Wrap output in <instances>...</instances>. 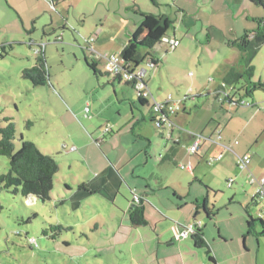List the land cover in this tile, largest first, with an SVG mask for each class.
I'll use <instances>...</instances> for the list:
<instances>
[{"label": "rangeland", "instance_id": "1", "mask_svg": "<svg viewBox=\"0 0 264 264\" xmlns=\"http://www.w3.org/2000/svg\"><path fill=\"white\" fill-rule=\"evenodd\" d=\"M39 3L47 10L40 12L37 19L25 18L30 35L5 31L0 40V46H4L0 56V126L13 123L15 150L20 147L22 136L44 154L53 155L59 168L53 179L52 197L47 201L33 200L0 186V264H151L149 257L138 258L139 247L130 249L132 238L115 245L111 237L122 221H128L122 212H127V200H132V194L136 193L128 187L139 191V186L133 187L132 183L144 182V178H134L133 170L135 176L139 173L150 176L156 171L185 193L190 187L201 204L198 210H193V223L200 222L203 228L209 224V235L216 233L217 251L219 224L226 236L225 242L221 240L228 244L222 251L228 256L244 250L239 232L243 229L246 233L251 215L255 227L249 236L255 242L259 239L262 248L251 247L242 260L235 259V255L227 264H262L264 235L260 234L263 226L258 221L261 214L260 205L257 206L262 201L258 199L249 213L243 203L245 199L251 202L256 188V184L249 182V173L257 178L264 176V45L250 62L253 72L249 76L246 55L229 42L246 31H255L256 20L264 17L263 7L248 0H54L57 9L51 10L44 0ZM163 15L170 24L160 42L151 49L138 45L140 54L148 52L158 60L157 64L147 65V57L134 67L146 70L143 78L153 98L149 95L147 104L141 105L137 90L130 84L122 83L116 89L119 98L127 92L136 101L135 105L130 104L131 98L123 101L127 119L132 116L131 109L139 107L148 120L130 122L119 131L108 120L117 116L122 101L119 103L112 86L108 88L106 83L92 91L96 76L106 82L110 74L105 73L104 64H98L99 71H104L96 76L86 65L82 50L88 47L85 34L102 27L118 31L117 38L109 43L111 49L99 51L117 54L128 35L151 28L154 25L151 21L156 22ZM171 38L178 40L173 48L167 42ZM29 40L35 43L29 45ZM36 46L44 49L46 60L47 80L41 85L23 76V71L36 63ZM84 53L87 54L86 50ZM232 68L242 76L232 84H225L224 77ZM102 94L105 96L97 99ZM168 95L175 100L187 96L181 104L188 114L180 110L178 118L184 121L185 117L188 128L197 126L204 130V137L213 141L221 133L223 142L234 150L231 154L234 161L227 160L226 155L221 161H209L213 149L209 154L205 146L212 144L204 141L197 154H190L183 145L181 149L185 148V152L181 150L175 162H161L159 154L167 155L174 144L167 140L166 129L160 131L150 123L149 114L154 100L161 103ZM228 98L234 102L241 99L249 105H239ZM79 105L83 107L80 112ZM107 123L110 129L103 132ZM141 136L150 138L152 144L148 146ZM140 151L142 154L135 157ZM219 151L220 148L213 154L223 153ZM246 151L250 152L251 163L248 169L241 170L236 156ZM146 158L148 162H144ZM189 162L195 175L180 167ZM8 168V157L0 154V175ZM109 169L114 175L110 172L111 183L106 189L115 185L114 178L119 175L123 186L119 191L122 198L118 196L117 201L121 199L120 205L125 201V208L108 199L106 193L105 197L100 193L91 196L74 193L83 183L100 181ZM157 176L146 179L154 185ZM230 178L234 179L232 186L227 185ZM60 224L75 229L58 228ZM31 238L36 245L29 242ZM118 239L124 237L120 235ZM98 245L112 247L96 250Z\"/></svg>", "mask_w": 264, "mask_h": 264}, {"label": "crops", "instance_id": "2", "mask_svg": "<svg viewBox=\"0 0 264 264\" xmlns=\"http://www.w3.org/2000/svg\"><path fill=\"white\" fill-rule=\"evenodd\" d=\"M44 1L46 2V5L47 3L50 5V0H44ZM54 9H57L55 3H54ZM46 10H47L46 6H41L39 3V0H30V1L29 0H0V40L2 41L5 31L12 32L13 34L19 33L20 35H25L27 33L30 35V32L28 31L25 25L26 24L25 18L37 19L38 17H40L39 13L40 12L42 14L46 13ZM151 22L153 24L156 23L155 21H151ZM150 29H151L150 27L143 28L136 33L132 32L133 34L131 33L130 35H128L127 41L122 46V48L119 49V52L117 53L119 55H122L125 63H129L131 57L140 54V52L138 51V43L144 39V37L148 34ZM85 35H87V38L94 37L93 43L95 42L97 48L100 49V50L98 49L96 50V47L92 43L96 51L105 52L111 49L109 43L111 41H114V39L117 38L118 31L113 32L110 30H106L104 29V27H102L99 29L97 28L96 30H94V32L90 31L88 34H85ZM29 41H30L29 45H33L35 43L34 40H29ZM2 45H4V43ZM37 47L38 46L34 48V53L37 51ZM82 50L84 54L83 56L84 61L90 60V56H91V59L93 58L92 60L96 64V69L98 71H99L100 64H104V69L106 68V61L104 59L95 58L94 55L86 48L82 47ZM84 50H86L87 54L84 53ZM43 54H44V49H43ZM100 59L102 60L98 61ZM95 74L96 73L94 72V75ZM109 76H107L106 82H103V80L100 77L96 76L97 80L96 82H94L93 87H92V91L94 92V91H97L99 87L103 85V83H106L108 88H110L109 85L112 86L114 90V95L117 97V99H119V103H121L120 101H122V104H120L119 109L116 110L117 116H114V115L110 116V119L108 121L114 127L115 126L118 127L119 131H121L126 125H129L130 122L133 123L135 121V124H136L139 122L142 123L143 121H147L148 119L142 112L141 110L142 108H139V107L138 108L135 107L134 109H131L132 116L127 119L128 110L125 106L126 103L123 101L130 100L132 95L126 92L125 95L122 96V98H119L116 89L120 85L123 86L122 83H125V82L120 81L118 79H114L112 75H109ZM114 84H117V85L115 86ZM97 85L98 87L96 88ZM103 95L105 96V94H102L96 97L97 99L100 97L102 99ZM137 100H138V95H137ZM131 103L132 105L133 104L135 105L136 101L131 98L130 104ZM141 105H144V104H141ZM86 107L84 108L86 109ZM182 107H183L182 113L184 115H187L188 110L186 109V106L183 105ZM77 108H78V112L83 110V107L81 105H79ZM135 109H137V111ZM132 110L136 112L137 117L135 116ZM138 112H139V116L137 114ZM178 115L179 114L177 113V115L173 119L175 123L178 125V127H173L170 130V136L167 137V140L172 141L174 145L173 147H171V149H169L170 153H168L167 155L159 154L160 161L164 163L168 160L175 162L176 155L178 154L179 156V154H181V152L185 148H186V151L188 152L187 146L190 144V141L192 140L194 135H197L198 133L199 135L200 134H202V136L204 135V130L198 129L197 126L195 128H188L185 123L186 118L182 116L184 117L183 118L184 121H181L178 118ZM149 119L151 121L149 122L153 124L152 112L149 114ZM141 137L144 141L146 140L148 142V146L152 144V141L150 138L148 139L147 137H144V136H141ZM223 138L221 135L220 142L217 143L215 140L213 141L210 138H206L203 136V140L200 143V147L204 141L209 142L212 145H210V147H207V145L205 146V149L208 150V153L212 149H213V153H215V151L219 150L220 148L221 151L219 152H223V153H219V154H222V157L219 159V161H221L225 155L227 156V160L233 158V161H234L235 158L233 157V155H231L233 154L234 150L228 146L230 144L227 145V143L223 142L224 141ZM183 145H186V146L184 149H181L183 148ZM254 150L257 153L256 156H259V153H258L259 151L256 148ZM255 152L253 153L255 154ZM144 153H145V157H147L148 155H147L146 148L144 149ZM245 153L250 154V152H247V151ZM140 154H142L141 151L135 153L134 156L139 157ZM212 154H210V156H213V155L216 156V154H213V155ZM189 156H192V155L189 154ZM147 159L148 158H146L144 162L146 161L148 162L149 160ZM117 160H120V159H117ZM137 165H139V163ZM179 165L180 164H178V166ZM110 172L112 175H114L112 170L109 169L107 175H104L105 176L104 178L102 177L101 179H99L100 181H96V180L93 181L92 179L88 181L87 183H83L77 187V191H75L74 193L75 194H87L88 193L90 196L96 193H100L103 197H105L104 193H106V195L109 197L108 199H111L113 202L118 203L120 205L121 199H119V202H118L117 198L118 196L122 198V196L119 193V191L122 190L120 187L123 186L122 180L119 175L118 176L116 175L114 178L116 180L115 185L111 188H108L107 190L106 186L111 183ZM188 172H191V174L195 175L194 168L192 169V171H188ZM135 173H136L135 170L131 172L134 178L135 177L140 178V179L144 178V182L142 184H140V182L139 183L138 182H135V183L125 182V183H128V184L132 183L133 187L135 185L139 186V191L132 189V187L130 188L128 187V189L130 192L131 190H134V192L138 193L144 198L142 207H143V213H144V218L146 222L139 226H133L131 224L130 219H129V214L131 211V200L130 201L127 200V203H128L127 212L126 213L122 212V213L123 215L124 214L127 215L128 221L127 222L122 221L119 224V228L115 230L114 234L111 236L112 239H114L113 243L115 245L119 242H126L127 240L132 238V242H131L132 245L130 246V249L139 247V250L137 251L138 258L141 259L142 257H145V256L149 257L150 258L149 261L151 264H227L229 260H231L232 257L236 255L235 254L234 256H228L227 253L225 252L223 253L222 250H224L228 246V244H225L222 242V240L224 242L226 241L225 238L223 239V237H226V236L223 234L219 224H218V229H217V234L219 236L218 237V247H219L218 251L215 245V242L217 240L216 233L214 232L212 235L211 234L209 235V230H208L209 224L208 223H206L204 228L201 227V230L204 234V240L207 246L197 247L191 235H189L188 237L182 238L180 240H175L171 227L175 225L177 226L178 229H181L183 226L193 223L192 221L193 210L194 209L195 211L198 210V208L201 205L198 202L199 201L198 196L196 194H191L190 187L187 193L181 191L177 186H175L173 182H170L169 180H165L164 178L162 179V175L160 173L157 174L156 171H152L150 176L140 175L139 172H138L139 175L135 176ZM155 175H158L157 176L158 178L155 179L156 183L152 185L151 183L147 181L148 179L146 178L155 177ZM65 188L68 190H71L70 186L68 185H65ZM32 199L34 200L36 198L32 197ZM256 203L258 202H254L252 199H251V202L248 199L244 200L243 205L247 213H249L248 211L251 208V206ZM122 204L123 205H120V206L125 208L126 202L124 201V203L122 202ZM189 205H191L192 207H189ZM259 205L261 208L259 207L258 211H260V214H261V212L263 211V206L262 204H258L257 206ZM249 218L250 219L247 221L246 233L243 229L240 230L239 232V234L242 235V241L244 245V250H240L235 257V259H238L239 261L244 258V252L250 251L251 247H257V250H260L262 248V245L259 239H257V241L255 242V238L249 236V234L252 231H254L253 228L255 227V224H254L255 219L251 215H249ZM262 226L263 228L260 234L264 235V224H262ZM68 227H71L72 230L75 229V227L73 226H68ZM120 235L123 236L124 239L119 241L118 237ZM106 239L109 241V238L106 237ZM110 247H112V245H106V246L98 245L95 249L105 250V249H109ZM199 248H207V249L203 252V251L198 250ZM220 251L222 252L220 253ZM262 258L263 260H261V263L264 264V254Z\"/></svg>", "mask_w": 264, "mask_h": 264}, {"label": "trees", "instance_id": "3", "mask_svg": "<svg viewBox=\"0 0 264 264\" xmlns=\"http://www.w3.org/2000/svg\"><path fill=\"white\" fill-rule=\"evenodd\" d=\"M248 1L257 6H261L264 9V0ZM256 22L257 28L255 31H246L238 39L229 42L230 46L238 48L246 55V63L248 67L246 73L249 76L253 72V67L250 65V62L260 46L264 45V17L257 19ZM169 24L170 20L167 16L163 15L158 17L156 23L151 27L148 34L138 43V45L143 49H151L154 47V45L160 42V39L165 35L164 33L167 31ZM3 48L4 46H0V56H2L1 49L3 50ZM36 52L38 55L36 63L33 67L25 69L23 71V76L29 78L33 84L41 85L47 80L46 60L42 47L38 46ZM147 57H149L147 61H149L152 66L157 64V60L146 52L131 57L129 63H126V67L132 69L137 64L143 62ZM85 63L90 69H93L95 73L98 74L101 72L96 69V64L93 60H85ZM105 73L110 74L107 70ZM241 76V73H238L235 68H232L226 74L223 81L225 84H232ZM113 78L124 81L134 87L132 82L125 81L118 75L113 76ZM228 100L233 103H238L229 98ZM138 101L141 104H147L146 99L141 96H138ZM5 120H9V118H6ZM15 135L16 132L12 122L8 123L5 127L0 126V154L7 156L9 159L8 171L0 175V186L6 190H12L15 194L19 193L22 196L34 197L40 201L49 200L52 197L51 191L54 175L59 168L57 160L53 155L44 154L34 142L24 140L22 136L20 137L21 145L15 150L13 143ZM129 219L133 226L144 224L146 221L144 218L143 207H133L130 211ZM258 221L264 224V220L259 219ZM57 227L65 230L72 229L71 227L66 228L61 224ZM191 237L197 247L207 246L201 227L196 228Z\"/></svg>", "mask_w": 264, "mask_h": 264}, {"label": "built area", "instance_id": "4", "mask_svg": "<svg viewBox=\"0 0 264 264\" xmlns=\"http://www.w3.org/2000/svg\"><path fill=\"white\" fill-rule=\"evenodd\" d=\"M50 6L54 10V1L50 0ZM87 43L88 47L87 49L94 55L95 58H102L106 61V70L110 72L112 76H120L125 81H130L133 83L134 88L137 90V95L141 96L143 98H147L149 95L153 98L151 92L149 91L146 83L143 81V76L145 75V69L141 68H127L126 63L124 61V58L119 54H102L95 50L92 43L94 41V37H90L87 39H84ZM167 42L170 43V45L173 47L177 46L178 40L175 38H171L167 40ZM149 66H152V64L147 61L146 63ZM187 96H185L183 99L175 100L171 95H168L166 100L163 102H155L151 107L152 111V122L154 125L160 130L166 129L168 136H170V130L173 127H178V125L174 122L173 116L176 115L180 110H182V104L184 100H186ZM236 102H238L241 105H249L248 102L236 99ZM86 112L88 111V107H86ZM110 129V124L107 123V125L104 127L103 132H107ZM221 135L218 132L215 140L220 141ZM203 140L202 135H194L192 138L191 144L188 146V152L190 154H196L200 148V143ZM222 157V154H218L216 156H210L209 161L213 160H219ZM251 156L249 153H245L243 155L238 156L237 155V167L241 170L248 169L250 164ZM182 169H185L187 171H192L193 165L189 162L186 165H180ZM234 182L233 178H230L227 180V185L232 186ZM249 182L251 184H256V188L254 192L252 193L251 199L255 202H258L257 200L260 199L262 201L263 211L261 212V219L264 220V176H261L260 178L255 177L251 172L249 173ZM134 192V191H133ZM144 198L137 194H132V200L131 204L135 206H141L143 203ZM200 222L190 223L186 226H183L181 229H178L177 226L173 225L171 227V230L173 232V236L175 240H180L182 238L188 237L189 235H192L196 228H200ZM30 243H34L36 245V241L34 238L29 239Z\"/></svg>", "mask_w": 264, "mask_h": 264}, {"label": "clouds", "instance_id": "5", "mask_svg": "<svg viewBox=\"0 0 264 264\" xmlns=\"http://www.w3.org/2000/svg\"><path fill=\"white\" fill-rule=\"evenodd\" d=\"M142 204H143V203H142ZM131 206L135 207V205H132V204H131ZM141 206H142V205H141Z\"/></svg>", "mask_w": 264, "mask_h": 264}, {"label": "water", "instance_id": "6", "mask_svg": "<svg viewBox=\"0 0 264 264\" xmlns=\"http://www.w3.org/2000/svg\"><path fill=\"white\" fill-rule=\"evenodd\" d=\"M133 208V206H131V209Z\"/></svg>", "mask_w": 264, "mask_h": 264}]
</instances>
